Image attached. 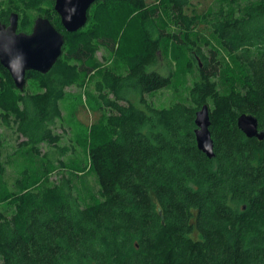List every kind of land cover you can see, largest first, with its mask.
I'll return each instance as SVG.
<instances>
[{
	"label": "trees",
	"instance_id": "16d2710c",
	"mask_svg": "<svg viewBox=\"0 0 264 264\" xmlns=\"http://www.w3.org/2000/svg\"><path fill=\"white\" fill-rule=\"evenodd\" d=\"M54 5L0 0V19L19 12L20 30L43 15L65 35L47 73L27 72L39 91L16 87L0 63V120L27 138L8 154L0 139V205L10 204L0 209V264H264V140L238 126L252 113L264 127V0H209L203 11L194 0H97L73 32ZM120 9L138 38L116 72L97 53L117 51ZM170 49L192 82L184 100L157 107L147 94L172 84ZM96 77L106 116L92 124L88 161L73 148L56 163L40 142L67 153L52 129L60 102ZM205 103L214 157L196 139Z\"/></svg>",
	"mask_w": 264,
	"mask_h": 264
},
{
	"label": "rangeland",
	"instance_id": "374dc122",
	"mask_svg": "<svg viewBox=\"0 0 264 264\" xmlns=\"http://www.w3.org/2000/svg\"><path fill=\"white\" fill-rule=\"evenodd\" d=\"M149 3H154L156 0H147ZM199 11L207 8L209 0H194ZM125 10L120 9L114 15L117 36V51L110 52L108 48L102 46L97 53V58L108 69L116 72H123L126 67L123 64L122 56L133 49L134 42L138 38V28L135 22L127 19ZM167 60L171 61L173 70L175 72L174 80L170 86L147 94L148 100L152 101L157 107L169 106L178 100H184V96L191 85L192 78L187 73L179 59H176L172 49L166 52ZM162 60V56H161ZM162 62V61H161ZM1 76V75H0ZM98 77L89 81L84 87L70 86L68 87L66 97L60 102L63 118L56 120L52 125L54 133L62 135L59 141L60 152L64 149L67 152L64 155H58V149L46 142H40L43 153H48L52 159L58 163V157L67 160L70 153L76 150L80 153L85 161H88V145L99 136H96L99 128H91L92 124L102 122L105 118V110L99 109L97 90L95 82ZM26 87L30 92L40 90L39 84L29 79ZM101 138V137H100ZM0 139L2 140L4 153H12L15 151L19 143L25 139V136L14 132L12 128L7 127L0 120ZM72 149V150H71ZM6 179L14 186V180L17 176L16 169L13 166H8ZM60 177L58 172L50 176L49 182L53 183ZM91 182L94 184V179L91 177ZM10 204L8 201L0 205V209H8ZM1 261V257H0Z\"/></svg>",
	"mask_w": 264,
	"mask_h": 264
},
{
	"label": "water",
	"instance_id": "95a60500",
	"mask_svg": "<svg viewBox=\"0 0 264 264\" xmlns=\"http://www.w3.org/2000/svg\"><path fill=\"white\" fill-rule=\"evenodd\" d=\"M97 0H55V9L61 17L65 29L77 31L88 22V11ZM19 14L12 12L10 24L0 22V63L6 67L16 87L24 90L27 72L36 70L47 73L63 52L65 35L45 16L36 17L30 33L19 31ZM195 130L197 144L208 157H214V139L211 133L210 105L205 103L196 112ZM239 128L248 137L264 140V127L252 113H242L238 117Z\"/></svg>",
	"mask_w": 264,
	"mask_h": 264
},
{
	"label": "flooded vegetation",
	"instance_id": "af4514ba",
	"mask_svg": "<svg viewBox=\"0 0 264 264\" xmlns=\"http://www.w3.org/2000/svg\"><path fill=\"white\" fill-rule=\"evenodd\" d=\"M12 12H17V11H11L6 17H5V19L3 20V19H0V22L2 23V24H5V25H9L10 24V15H11V13ZM18 14H19V26H18V32L19 31H23V30H20V18H21V16H20V13L19 12H17ZM38 16H40V15H37L36 17H38ZM43 16V15H42ZM36 19V18H35ZM32 28H33V26H32ZM32 28H31V30L30 31H25V32H28V33H30L31 31H32Z\"/></svg>",
	"mask_w": 264,
	"mask_h": 264
}]
</instances>
